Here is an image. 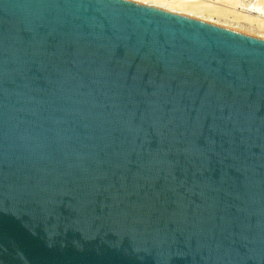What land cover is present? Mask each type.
Wrapping results in <instances>:
<instances>
[{
  "label": "water",
  "instance_id": "1",
  "mask_svg": "<svg viewBox=\"0 0 264 264\" xmlns=\"http://www.w3.org/2000/svg\"><path fill=\"white\" fill-rule=\"evenodd\" d=\"M0 264H264V39L0 0Z\"/></svg>",
  "mask_w": 264,
  "mask_h": 264
},
{
  "label": "bare ground",
  "instance_id": "2",
  "mask_svg": "<svg viewBox=\"0 0 264 264\" xmlns=\"http://www.w3.org/2000/svg\"><path fill=\"white\" fill-rule=\"evenodd\" d=\"M129 1L162 9L165 12L177 15L194 19H205L209 23L231 27L236 30H244L250 33H257L260 38L264 37V20H262L264 19V4L261 3V0H224L223 2L219 0L216 2H211L212 0H170L169 2L165 0ZM229 9L233 10L231 12L234 16L231 18L234 21L224 20L220 23L219 18L222 16L226 18L225 13ZM235 10L241 11L244 15L236 16ZM251 14H257V16H251Z\"/></svg>",
  "mask_w": 264,
  "mask_h": 264
},
{
  "label": "rangeland",
  "instance_id": "3",
  "mask_svg": "<svg viewBox=\"0 0 264 264\" xmlns=\"http://www.w3.org/2000/svg\"><path fill=\"white\" fill-rule=\"evenodd\" d=\"M166 2H169L170 0H165ZM217 0H212L211 2H216ZM219 1H224V0H219ZM262 1V2H261ZM260 2L261 3H263L264 4V0H261ZM138 4H140V3H138ZM160 10H162V9H160ZM164 11V10H163ZM230 11V12H229ZM231 11H233V10H231V9H229L228 11H227V13H225L226 14V18H225V16H222V17H220L219 19H220V23H222L224 20H231V21H234L233 20V18H231L232 16H234V14L231 12ZM238 14H240V15H238ZM235 15L236 16H241V15H244L241 11H239V10H235ZM183 16V15H182ZM251 16H257V14H251ZM216 17V16H215ZM217 19V18H216ZM215 19V20H216ZM197 20H201V21H205V19H197ZM262 20H264V19H262ZM205 22H207V20L205 21ZM213 24V23H212ZM214 25H217V24H214ZM217 26H221V27H224V26H222V25H217ZM225 28H229V29H233V30H236V29H234V28H231V27H225ZM237 31H240V32H243V33H246V34H250V35H252V36H254V37H257L258 35H257V33H253V32H246V31H244V30H237ZM258 38H260V36H258ZM262 39H264V37H261Z\"/></svg>",
  "mask_w": 264,
  "mask_h": 264
}]
</instances>
